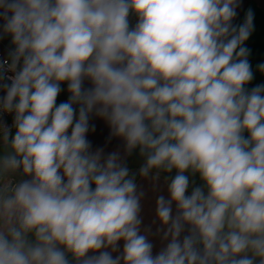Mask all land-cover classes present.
<instances>
[{"label":"clouds","instance_id":"1","mask_svg":"<svg viewBox=\"0 0 264 264\" xmlns=\"http://www.w3.org/2000/svg\"><path fill=\"white\" fill-rule=\"evenodd\" d=\"M240 6L0 0V264H264V84ZM92 116L121 148L93 149Z\"/></svg>","mask_w":264,"mask_h":264},{"label":"crops","instance_id":"2","mask_svg":"<svg viewBox=\"0 0 264 264\" xmlns=\"http://www.w3.org/2000/svg\"><path fill=\"white\" fill-rule=\"evenodd\" d=\"M251 9L255 14L254 19V31L250 36L249 40L246 41V47L250 49L249 60L252 64L253 70L255 72V79L249 87L255 86L256 84H264V74L257 71V65L264 63V0H241V6L238 8V15L234 20V24H241L244 21L246 12ZM131 24L134 26L136 23V17L133 15L130 17ZM10 38H4L0 40V50L8 53L10 49ZM64 91L62 92L66 99H68L67 85H62ZM0 95H3L0 92ZM90 124L95 125V129L90 130L88 133V139L95 148H103L105 152H111L118 148H121V141L115 137L109 139L110 129L107 124L100 118L92 116L90 119ZM139 160L137 157L130 159V165L132 167H137ZM146 187H149L147 184ZM154 205V200L150 198L145 202V216L146 222L151 219V211Z\"/></svg>","mask_w":264,"mask_h":264},{"label":"built area","instance_id":"3","mask_svg":"<svg viewBox=\"0 0 264 264\" xmlns=\"http://www.w3.org/2000/svg\"><path fill=\"white\" fill-rule=\"evenodd\" d=\"M8 54V53H7ZM7 54L3 51L0 50V60H2L3 58H5L7 56ZM4 121L7 122L9 125L11 124L12 122V117L10 115L8 116H5L4 118Z\"/></svg>","mask_w":264,"mask_h":264},{"label":"water","instance_id":"4","mask_svg":"<svg viewBox=\"0 0 264 264\" xmlns=\"http://www.w3.org/2000/svg\"><path fill=\"white\" fill-rule=\"evenodd\" d=\"M66 97L63 93H61L59 96H58V99H57V102H62V101H66Z\"/></svg>","mask_w":264,"mask_h":264}]
</instances>
